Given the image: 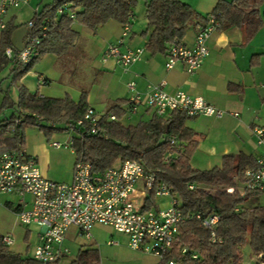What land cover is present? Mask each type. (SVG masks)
Masks as SVG:
<instances>
[{
    "label": "trees",
    "instance_id": "obj_1",
    "mask_svg": "<svg viewBox=\"0 0 264 264\" xmlns=\"http://www.w3.org/2000/svg\"><path fill=\"white\" fill-rule=\"evenodd\" d=\"M137 0H52L34 14V26L27 35L40 37L37 47L39 55L16 76L21 77L44 55L53 54L57 58L65 56L77 34L72 30L77 23L90 30L116 21L121 25L129 22L132 7ZM261 0L218 1L210 14L218 21L217 30L229 27H245L248 37L260 28L262 19L256 8ZM64 4L68 6L62 14L57 10ZM251 9L246 15L244 10ZM69 12L75 19L69 18ZM209 14V15H210ZM194 9L181 0H146L144 35L147 36L145 49L151 54H167L174 44H183L185 32L190 23L203 20ZM10 31H3L0 38V65L7 60L4 50L10 46ZM124 101L118 100L110 105L99 120L97 135L82 133L76 129L71 148L75 162L89 163L92 172L103 173L124 160H135L149 171L158 173V180L170 189L178 201L182 214H200L206 218L211 214L218 216L214 241L211 233L201 225V221L188 219L178 227V234L172 249L166 253L165 261L174 260L177 264H242L245 256L257 258L264 263V205L257 199L264 189L235 191L228 194L218 190L215 194L206 188L236 187L244 183V172L255 167L256 161L245 154H228L222 157L221 166L211 170L194 169L190 158L197 142L194 132L185 126L187 116L179 111H171L162 117L152 113L147 121L134 125H124L121 118L128 110L122 109ZM10 118L0 120L1 152L22 148L25 127H34L46 137L51 132H66L67 125L82 119L87 109L86 93L78 101L70 97L62 99L27 95L23 88L12 104ZM114 116L115 120H108ZM18 120V122H16ZM88 125L85 129H88ZM13 129L8 135L9 130ZM174 138V142H171ZM0 152V153H1ZM168 161L165 162V157ZM74 162V163H75ZM193 185L192 190L189 186ZM154 195L146 198V208L154 207ZM184 250V252H182ZM196 255V258L192 256ZM62 260V259H60ZM53 264H59V261ZM0 264H36L32 259L21 258L8 251L0 237ZM68 264H101L95 247H80L77 255ZM158 264H164L159 262Z\"/></svg>",
    "mask_w": 264,
    "mask_h": 264
},
{
    "label": "crops",
    "instance_id": "obj_2",
    "mask_svg": "<svg viewBox=\"0 0 264 264\" xmlns=\"http://www.w3.org/2000/svg\"><path fill=\"white\" fill-rule=\"evenodd\" d=\"M31 1L29 0L27 4ZM42 1L44 0H35L36 4L32 6V18L47 4H43L37 9L43 3ZM181 1L188 4L199 16L205 17L211 13L218 1L231 2L232 0ZM145 2L146 0L144 8ZM16 10H8L3 19L7 24L6 31H10L9 28L14 23ZM256 10L262 19L257 32L248 37L244 26L216 29L207 40L208 57L193 74H188L184 64L180 62L175 64L172 69L167 70L165 68L167 54L151 55L145 49L147 39V36L144 35L145 21L135 30L136 24H132L133 16L129 18L130 30L123 37L121 49L142 48L143 53L140 60L126 70H123L112 59L101 62V56L105 49L122 38L123 30L120 23L109 21L95 30L73 23L71 28L77 37L65 56L57 58L53 54H47L39 60L44 63L48 62V66L37 67L36 71L40 75L39 77L43 78V82L41 85L38 84L33 94L38 97L57 99L68 96L76 102L82 93H86L87 106L102 116L107 108L118 100L125 102L122 109L127 108L130 96L127 83L133 82L135 90L144 93L149 86H158L163 81V91L170 94L184 92L193 97H201L208 104L224 112V115L219 119L195 116L188 117L185 121V126L194 132V140L197 142L196 149L190 158L192 168L199 170L219 168L222 157L228 154L236 156L242 153L251 156L256 161L261 150L256 145L252 128H264V0H261ZM250 11L251 9L244 10L246 15ZM132 15H134L133 11ZM203 23L204 21L199 19L190 23L183 38L184 45L192 46L198 27ZM28 32L25 33L23 42ZM2 33L0 32V38ZM11 33L12 31L9 35L11 45L8 47L12 46ZM92 56H95L94 62L90 60ZM60 62L62 64L69 62L74 66L78 64L79 67H76L78 70L87 66L86 71L92 73L94 70L95 75L92 77L90 75L85 82L68 86L65 79L62 78L64 67L59 73ZM39 80L40 78H38ZM22 88L26 89L24 86ZM152 113L150 109L140 107L137 113L130 117L136 118V123H138L147 121ZM233 114H237V117ZM2 149L0 152L3 151ZM48 155L47 151V157ZM35 158L38 159L36 161L41 175L46 179L57 183L72 181V171L63 176L62 180H55L57 176L50 171L48 163L46 170L42 151L37 153ZM262 198H264V194L257 199V203L260 205H264ZM158 199L161 202L166 200L167 206L169 205V198L159 197ZM25 200L28 201L29 197L26 196ZM22 208L23 204L19 195L13 193L0 196V232L2 231L0 237L8 235L12 239V244L6 246L9 252L19 255L21 258L32 259V251L38 242L41 229L33 224L23 226L19 223L16 214ZM76 235L77 231L70 229L64 246L67 247V242L79 243L81 247L92 246L97 250H103L104 253L107 252L111 257L118 259L121 257L120 263L115 262L114 264L159 263L153 255L131 250L127 245L126 237L116 233L110 227L95 225L91 231L89 242L80 241ZM110 241L114 243L109 244Z\"/></svg>",
    "mask_w": 264,
    "mask_h": 264
},
{
    "label": "built area",
    "instance_id": "obj_3",
    "mask_svg": "<svg viewBox=\"0 0 264 264\" xmlns=\"http://www.w3.org/2000/svg\"><path fill=\"white\" fill-rule=\"evenodd\" d=\"M28 2L29 0H0V32L7 29L3 19L8 10L18 9ZM67 6L64 4L59 8L57 14H62ZM69 18L74 20V13L69 12ZM33 26L34 21L30 20L27 23L28 30L31 31ZM217 27L216 17L208 15L198 27L192 46L181 43L170 46L165 68L170 70L180 62L184 64L188 74L195 73L209 55L207 40ZM122 30V38L105 49L101 62L112 59L126 70L140 60L143 49L122 50L123 37L130 30L129 23L122 25ZM45 34L42 31L39 35L44 37ZM40 37L29 34L21 49L7 47L4 50L5 59L21 67L27 66L39 55L37 47ZM163 84L162 81L160 85L149 86L144 93H139L133 82L127 83L130 96L126 114L133 116L140 107H145L158 117L171 111H179L187 117L219 119L224 115L223 111L201 97H193L184 92L170 94L163 91ZM233 116L237 117V114ZM101 117L94 109L87 107L82 119L67 125L66 142H51L50 146L54 149L71 148L76 129L82 133L97 135ZM108 120L114 121L115 118L109 116ZM86 125L89 126L88 129H85ZM12 131L11 128L8 135ZM252 135L261 154L256 159L255 167L245 170L244 183H236V187L206 188L207 192L215 194L218 190H223L233 194L237 191L243 195L247 190L264 189V128H252ZM171 142H174V138H171ZM164 161H168V156ZM157 172L149 171L137 161L129 159L100 174L93 173L89 163L75 162L72 181L57 183L41 175L36 159L27 155L22 147L0 153V196L13 193L19 195L23 208L17 212V220L23 226L33 224L41 229L32 251V260L36 264H53L69 254L64 242L70 229L77 231V239L89 242L95 225L110 227L125 236L128 247L133 251L153 255L158 262L164 264H177L174 260L164 259L175 243L179 225L188 219L201 221L214 241L219 218L215 214L206 218H202L200 214L185 217L178 209V201L172 196L170 189L158 180ZM193 188V185L189 186L190 190ZM150 193L157 198H169V205L165 208H146V198ZM26 196L29 197L28 201L25 200ZM1 241L5 246L12 244L8 235L2 236ZM192 258L195 259L196 255ZM245 264L264 263L253 258Z\"/></svg>",
    "mask_w": 264,
    "mask_h": 264
},
{
    "label": "rangeland",
    "instance_id": "obj_4",
    "mask_svg": "<svg viewBox=\"0 0 264 264\" xmlns=\"http://www.w3.org/2000/svg\"><path fill=\"white\" fill-rule=\"evenodd\" d=\"M52 0H44L42 1L38 7L40 8L43 4L49 3ZM145 0H137L136 3L132 7V11L134 13L132 18V24H136L135 30L144 24L145 18V8H144ZM196 0H193V2ZM36 4L35 0H32L29 4L22 5L19 9L16 10V18L14 19V23L12 27H10L11 33V42L12 49L20 48L24 45L25 39L23 42V37L26 32H28L27 22L32 18L33 15V7ZM95 56L91 57V61L94 62ZM85 63V62H84ZM59 73L62 72L61 68L64 67V73L62 78L65 79L66 84L68 86L78 84V82H85L88 77L91 75L94 76L95 72H87V66L81 70H78L76 67L79 65L66 62L62 64L60 62ZM72 65V66H71ZM86 65V64H85ZM47 67L48 62H40L37 61L33 64V66L21 77L16 76L18 71L22 70L20 65L13 64L12 62L6 61L5 63L0 65V120L6 118H10L13 112L12 104L18 100L20 89L24 86L25 92L27 95L33 94L35 92L38 84H42L43 78L39 77L40 75L37 73V67ZM83 67V66H82ZM76 68V69H75ZM96 71V70H95ZM38 74V75H37ZM90 77V78H91ZM40 78V81H38ZM82 79V80H81ZM70 84V85H69ZM121 121L124 125L134 124L137 122L136 118H131L128 114L124 115V119L121 118ZM23 150L25 153L31 157L35 158V155L42 151L44 154V163L47 170L48 168L52 171L57 178L55 180L60 181L62 177L72 171L74 162H75V154L72 148L61 150H54L50 147L51 142H59L65 143L68 139V134L66 132H51L49 137H46L42 131H39L34 127H25L23 131ZM47 151L49 153L47 157ZM48 158V161H47ZM37 159V158H35ZM38 160V159H37ZM154 206L165 207L167 206L166 200L160 201L157 197H153ZM262 202H264V198H262ZM2 232V231H1ZM0 232V234H1ZM66 246L69 249V254L59 261V264H68L76 255L81 247L79 243H71L67 242ZM101 263L102 264H114L115 262L120 263L117 257H111L106 253L98 249ZM131 259V258H129ZM127 259V260H129ZM126 260V259H124ZM250 259L248 256H245L243 264L249 262Z\"/></svg>",
    "mask_w": 264,
    "mask_h": 264
}]
</instances>
